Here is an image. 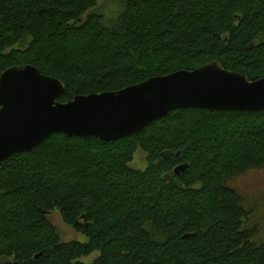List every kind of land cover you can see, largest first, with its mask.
Wrapping results in <instances>:
<instances>
[{
    "label": "trees",
    "instance_id": "16d2710c",
    "mask_svg": "<svg viewBox=\"0 0 264 264\" xmlns=\"http://www.w3.org/2000/svg\"><path fill=\"white\" fill-rule=\"evenodd\" d=\"M98 1L0 0V74L34 65L62 103L210 61L264 77V0ZM262 167L264 110L179 109L112 142L54 133L0 168V264H264L233 184ZM56 210L87 242L61 240Z\"/></svg>",
    "mask_w": 264,
    "mask_h": 264
},
{
    "label": "water",
    "instance_id": "95a60500",
    "mask_svg": "<svg viewBox=\"0 0 264 264\" xmlns=\"http://www.w3.org/2000/svg\"><path fill=\"white\" fill-rule=\"evenodd\" d=\"M64 90L61 80L34 65L11 66L0 74V168L14 154L33 152L54 133L112 142L179 109L264 110V77L250 80L217 61L118 91L77 95L66 103L58 101ZM187 169L188 164L177 165L173 174L179 177Z\"/></svg>",
    "mask_w": 264,
    "mask_h": 264
},
{
    "label": "rangeland",
    "instance_id": "374dc122",
    "mask_svg": "<svg viewBox=\"0 0 264 264\" xmlns=\"http://www.w3.org/2000/svg\"><path fill=\"white\" fill-rule=\"evenodd\" d=\"M120 8L118 0H99L97 9L108 12L118 10ZM16 47H21L17 45ZM147 154L141 149H137L133 155V159L129 166L133 169L144 170L147 166ZM233 184L241 192L244 202L251 209L250 218L258 226L259 233L257 241L264 243V167L259 169H252L242 176L236 178ZM49 219L55 225L57 232L62 241H78L87 242L86 236L75 231L71 226L65 224L59 212L53 211L49 215ZM99 256V252H93L89 256L80 258L84 263H91Z\"/></svg>",
    "mask_w": 264,
    "mask_h": 264
}]
</instances>
